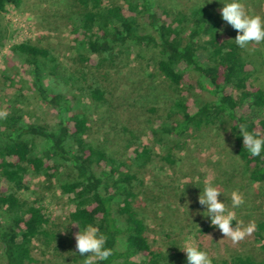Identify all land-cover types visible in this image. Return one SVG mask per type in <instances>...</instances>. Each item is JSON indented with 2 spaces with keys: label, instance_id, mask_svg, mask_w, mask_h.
Returning a JSON list of instances; mask_svg holds the SVG:
<instances>
[{
  "label": "trees",
  "instance_id": "trees-1",
  "mask_svg": "<svg viewBox=\"0 0 264 264\" xmlns=\"http://www.w3.org/2000/svg\"><path fill=\"white\" fill-rule=\"evenodd\" d=\"M21 2L0 0V13L9 4ZM75 3V33L82 34L81 44L97 56L81 53L78 59L85 68L100 70L104 76L134 48L137 57L148 56L153 73L167 82L164 113L149 129L165 151L158 153L148 144L134 143L127 159L121 160L95 144L81 97L104 101L105 89L90 80L83 68L63 76L49 47L30 38L14 42L11 50L29 68L31 84L54 121L26 118L23 107L16 104L0 119V264H41L32 253V241L45 236L50 245L58 235L52 229L56 215L44 204L39 183H33L38 175L50 183L44 184L47 189L57 184L63 193L72 195L74 209L67 214V223H93L107 236L106 247L112 254L93 264H172L167 253L154 247L149 226L137 209L139 194L144 192L139 171L157 157L175 164L189 137L215 128L234 143L246 178L264 184V152L248 154L237 129L245 123L249 130L264 135V118H258L264 113V86L254 81L256 62L234 38L222 36L219 16L204 4L182 0L175 8H167L157 0ZM194 85L211 97L193 111ZM26 190L34 191L30 201L19 195ZM77 231L76 225H67L74 247ZM255 234L262 241V254L211 258L212 264H264V217L256 221ZM139 253L144 256L140 262L133 259Z\"/></svg>",
  "mask_w": 264,
  "mask_h": 264
},
{
  "label": "rangeland",
  "instance_id": "rangeland-1",
  "mask_svg": "<svg viewBox=\"0 0 264 264\" xmlns=\"http://www.w3.org/2000/svg\"><path fill=\"white\" fill-rule=\"evenodd\" d=\"M157 1L167 8H175L182 0ZM187 1L210 7L219 16L222 36L235 38L236 30L220 17L222 4L219 0ZM243 3L247 12L264 18V0H243ZM75 4V0H22L19 6L9 4L6 11L0 13V45H3L0 51V109L9 111L10 106L16 104L23 107L26 118L47 117L54 121L52 112L48 113L47 106L31 84L29 68L24 67L21 58L11 50L14 42L30 38L51 49L60 62L59 71L63 76L83 68L88 76L91 75L90 80L105 89L104 101L81 97V106L90 121L91 141L121 160L127 159L134 143L140 146L145 143L155 152H164L149 129L157 125V119L164 113L169 98L167 82L153 73L155 67L148 56L137 57L134 48L121 57L116 69L109 70L104 76L100 70L85 68L78 59L80 54L97 56L81 44L82 34L75 33ZM245 48L249 58L256 62L254 81L264 86V41L250 42ZM43 78L46 79L45 73ZM77 84L82 81L78 80ZM192 91L194 111L197 104L211 95L197 85ZM258 118H264V113ZM37 142L39 151L40 139ZM177 157L173 165L157 157L139 171L144 192L139 194L137 209L149 226L154 247L167 253L172 264H182L186 253L180 248L187 244L201 248L210 258L216 259L235 254H262V241L256 239L255 223L264 217V184L252 183L243 174L231 139L215 128L204 129L188 138ZM206 182L220 189L218 199L233 211L234 223L239 221L241 227L254 225L242 239L232 241L224 237L207 217L202 216L203 206L197 197ZM33 183H39V193L45 196L44 204L56 215L52 229L58 234L50 245L45 236L35 238L31 244L33 255L41 264H83V258L89 253L83 256L77 253L67 236V214L74 209L72 195L63 193L57 184L47 189L50 183L44 181L42 175L33 177ZM233 190L243 199L238 207L231 205ZM19 195L30 201L34 191L26 190ZM2 255L0 242V259ZM133 259L140 262L144 256L139 253Z\"/></svg>",
  "mask_w": 264,
  "mask_h": 264
},
{
  "label": "clouds",
  "instance_id": "clouds-1",
  "mask_svg": "<svg viewBox=\"0 0 264 264\" xmlns=\"http://www.w3.org/2000/svg\"><path fill=\"white\" fill-rule=\"evenodd\" d=\"M211 2V0H210ZM221 19L231 28L236 30L233 41L240 48H245L250 42L259 43L264 41V18L259 15H252L246 11L243 0H219ZM7 116L6 110L0 109V119ZM238 135L242 137L243 148L251 156H259L264 152V135L258 131L249 130L245 123L239 124ZM198 194V203L203 206L202 216L207 217L210 224L232 241L243 238L253 230L254 225L240 226V222L233 223L235 217L233 211L229 210L223 200L218 199L221 194L220 189L206 182ZM231 205L238 207L243 203V199L238 191L230 193ZM78 231L74 233L75 250L83 256V264H93V261H104L112 254V249L106 247L107 236L93 223H85L78 226ZM186 253V264H212L208 253L201 248L187 244L180 248Z\"/></svg>",
  "mask_w": 264,
  "mask_h": 264
}]
</instances>
